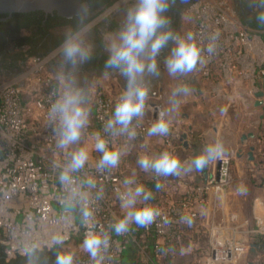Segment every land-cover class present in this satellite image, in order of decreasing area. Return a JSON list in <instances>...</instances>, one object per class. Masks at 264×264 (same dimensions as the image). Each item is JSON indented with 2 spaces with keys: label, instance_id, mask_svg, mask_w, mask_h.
<instances>
[{
  "label": "built area",
  "instance_id": "1",
  "mask_svg": "<svg viewBox=\"0 0 264 264\" xmlns=\"http://www.w3.org/2000/svg\"><path fill=\"white\" fill-rule=\"evenodd\" d=\"M185 10L191 25L189 32L194 33L202 48L206 49L212 33H219L215 54L209 56L206 50L202 52L201 62L196 68L203 81L212 85L218 97L228 98L227 93L236 91L263 100L256 94L262 91L258 82L264 78V33L245 26L229 0H196ZM30 58L33 66L26 79L38 92L35 99L38 114L32 126L23 116L20 81L0 82V243L7 259L24 256L22 249L30 245L40 250L60 246L64 247L63 251L73 254L74 264H92L82 247L88 232L108 233L109 247L103 253L104 264H116L131 240L138 236H154L157 255L164 251L174 252L183 245V235L191 237L192 231H198L196 205L204 201L211 191L220 194L237 183L232 171V157L226 154L215 161V171L204 182L188 181L183 171L180 176H172L178 185L185 187L181 195L167 200V195L161 194L163 201L159 196L157 201L147 202L160 213L151 225L139 227L132 224L129 232L115 234L109 225L125 214L121 198L135 186L126 185L125 180H135L146 190L148 188L147 191L156 183L159 192L165 182L162 181L165 176L154 173L147 183L132 176L127 150L148 136L147 129L158 118L169 122V134L162 137L167 152L180 159L183 145L162 108L145 119H134L135 137H129L127 133L112 135L106 132L105 124L117 99L99 94L95 100L98 132L108 140L109 147L119 148L122 156L116 168L99 169L98 161L88 160L83 169L72 173L73 187L86 194L87 206L93 213L91 221L86 224L80 197L70 200L69 188L59 180L62 166L73 150L72 146L66 149L57 147L55 125L49 119V108L60 96V91L55 80L48 75L46 58ZM31 133L37 136L36 140L31 139ZM257 164L254 163L255 166ZM245 190V182L239 181L238 191L244 194ZM181 217H188L190 222ZM228 220L229 224L210 227L206 235L207 245L198 252L195 264H236L238 255L252 251V244L256 243L259 235H264V212L257 208L253 211L254 242L235 233L236 214ZM54 236L63 242L53 243Z\"/></svg>",
  "mask_w": 264,
  "mask_h": 264
},
{
  "label": "clouds",
  "instance_id": "2",
  "mask_svg": "<svg viewBox=\"0 0 264 264\" xmlns=\"http://www.w3.org/2000/svg\"><path fill=\"white\" fill-rule=\"evenodd\" d=\"M90 3L91 0H79L75 13L79 23L65 34L56 53L59 59L57 75L63 84V91L51 104L49 119L55 125L57 147L61 149L71 148L72 145L77 144L82 132L89 124L87 92L79 84L78 70L94 55V45L88 38L93 25L85 22L90 16ZM171 3L172 0H136L126 9V16L115 39L105 45L108 54L104 63L105 74L115 71L126 81L124 90L115 102L112 115L105 124V131L112 135L127 133L129 137H135L133 121L140 120L144 116L150 95L146 77L160 75L158 58L162 50L169 48L170 41L173 46L163 63L168 75L174 78L192 73L201 62L202 52L205 50L209 56L216 52L218 32L212 33L204 49L196 41L194 33L188 32L181 36L171 30L170 19L167 16ZM250 7L260 9L256 18L264 22V0H256L250 4ZM192 91L193 89L187 84L177 85L170 94L171 110H176L181 103V99L177 97L188 96ZM169 130V122L164 118H158L147 129V135L163 137L169 134ZM93 147L102 153L97 164L99 169L119 166L122 152L115 146L109 147L108 140L100 133L95 134ZM224 153L223 143L215 140L206 144L203 151L191 159L187 168L178 157L167 151L155 157L142 155L138 158L137 164L144 172H151L156 176H180L183 171H203ZM88 159L87 147L81 146L71 150L69 159L62 166L59 175L60 182L69 188V199L79 196L83 202L82 217L86 224L91 221L93 213L87 206L86 194L80 193L78 188L73 187L72 173L83 169ZM125 184L135 186L130 187L121 198L122 207L126 210L125 214L109 225L117 235L129 232L132 224L148 227L160 214L156 208L147 203L153 197L143 185L137 184L132 179H126ZM138 203L142 206H137ZM181 219L190 222L188 217H181ZM52 241L55 244L63 242L56 236L52 238ZM82 247L89 254L92 264H104L103 253L109 247V235L107 232H88ZM39 251L40 249L35 245H30L22 249V254L29 264H36ZM54 264H74V256L69 251H61L56 254Z\"/></svg>",
  "mask_w": 264,
  "mask_h": 264
},
{
  "label": "crops",
  "instance_id": "3",
  "mask_svg": "<svg viewBox=\"0 0 264 264\" xmlns=\"http://www.w3.org/2000/svg\"><path fill=\"white\" fill-rule=\"evenodd\" d=\"M135 2L136 1L133 0H118L112 7L104 11V13L100 17L91 22L93 27L92 31L89 33L88 38L89 41L94 45V54L96 50L102 51L99 54V61L101 60L100 57L108 55L105 50V45L115 39L116 34L122 26L123 20L126 16V9L128 7H131ZM185 9L181 10L179 18L176 22L170 19V28L173 32L175 31V28L177 27L178 22L181 19V28L177 32L179 33L178 35L181 36L186 35L190 31V20L185 12ZM96 26H99L97 27L99 29H96ZM94 31L103 35L104 46H102V49L99 43H95L96 34ZM99 34H97V38L99 37ZM171 46H173L172 42ZM58 48L55 49L48 57H46V61L48 75L55 80L61 95L63 91V84L59 80L57 75L59 70V59L58 55H56ZM170 48L171 47L169 46V48L162 50L161 58H165ZM161 58L159 57L158 60H160ZM32 66L33 61L32 58H30L26 63V70L24 69L15 75H4L0 78V82L13 81L15 79L20 81L19 83L23 88V116L30 126L34 124L38 114L35 107V99L38 92L32 85L30 86L26 79V76L29 73L28 71ZM162 69L163 65H160L159 76L146 77V80L149 82L150 95L142 119L151 116L159 108L167 110V106L164 101L165 98L160 94V78L162 77ZM194 71L195 77H193L192 83H194V86L196 85L195 87L197 88V90L195 91H197L199 95V99H196V114L193 115L191 113L188 114L182 112L181 120L178 119L173 121L169 118L170 123L173 125L174 132L177 136H179L180 142L183 145L180 159L183 162L185 168L188 167L191 159L196 156V153L192 150L193 139L196 138L202 141L203 151L205 145L208 143H211L215 140H219L222 143L224 142V129L227 126V124L225 123L215 121V119L217 120L219 117H217L214 112V104L210 102L212 101V99H215V97L212 98L209 96L211 95L210 88L212 87V85L203 81L196 69ZM78 79L80 86L85 88L87 92V106L90 111V116L89 124L82 132L80 141L77 144L72 145V148L74 150L81 146L87 147L89 151L88 160L99 161L102 153L96 151L93 147L95 134L99 133L98 123L95 118L96 97L99 94H104L117 99L121 92L124 90L126 81L118 72L115 71H110L106 75L105 69L94 67V65H91L90 61L79 68ZM258 87L264 91V78L258 82ZM243 91H247V88L243 89ZM231 95L234 96L237 105H242L244 107L249 105L256 110L263 106L256 105V102L259 101V99L255 96L244 95L241 92L239 94L236 91L234 93H231ZM205 97L208 98L206 102L203 101ZM226 114L227 109L225 108V110L221 112L220 115L225 116ZM215 115L217 118H215ZM201 118H203L202 120L206 119V124L201 122ZM185 124L188 125V128H185L184 130L181 129ZM183 133L188 134L186 141L188 142L189 146H185L184 142L181 140ZM31 139L36 140L37 136L31 133ZM241 148L243 147H240V150H242ZM165 151H167V149L164 145L163 138L160 136H147L145 139H143L142 142H137L129 150H127L128 168L130 169V174L134 177L142 179L147 183V179H151V177H153V173L144 172L143 170H141L139 165L137 164L138 158L142 155L155 157ZM228 152L229 150L225 149L224 154L230 155L232 157L233 173L237 175L239 179H244L246 183L249 184L252 190L257 191L256 193L263 194L264 186L262 185V181L264 178V157L260 158L256 151H253L254 159L249 158V151L247 152V154L242 153L241 155H239V157H236L232 153L230 154ZM187 156L188 158H186ZM254 163H258L257 166H255ZM214 171L215 161L207 166L203 171L192 170L184 171V173L188 181L192 183H201L212 176ZM171 178L172 176L165 177V182L161 188V192H159V189L158 191L154 190L155 192L150 191L151 189H149L152 197L158 198L159 196H161L162 192H165V194L167 195V200L172 197L174 198L178 194L181 195L185 187L183 189L182 185L177 184V181L175 180L176 178ZM243 196L244 194H241L238 191L237 186L235 185L220 194L211 191L204 201L196 205V211L198 213L197 223L200 227H198V232H203L205 235H207L211 226L216 224H229V217L233 214H236L238 217V222L235 226V233L237 234V236H241L243 239L254 242L253 238L255 234L253 231L254 223L252 209L247 207L246 203H240L237 208H235L233 204V200H239V198L241 197L244 198ZM159 198L160 201H163L164 199L162 196ZM242 198L241 200L243 201ZM257 201L258 200L256 199L254 202L255 208L259 206L257 204ZM260 205L263 206V204L261 203ZM137 206L142 205L138 203ZM256 240H259V246L255 247L254 251L240 253L236 258V264H262L260 255L264 250V235H259ZM155 243L156 238L152 235L138 236L136 239H132L128 246V249L116 264H195L198 258V250L203 247V245L200 246V240L192 239L187 244H183L179 248H176L174 252L164 251L162 254L157 255L154 251Z\"/></svg>",
  "mask_w": 264,
  "mask_h": 264
},
{
  "label": "trees",
  "instance_id": "4",
  "mask_svg": "<svg viewBox=\"0 0 264 264\" xmlns=\"http://www.w3.org/2000/svg\"><path fill=\"white\" fill-rule=\"evenodd\" d=\"M118 0H91L89 4L90 16L86 23H91L100 17L104 11L112 7ZM196 0H172L167 13L169 19L175 22L179 18L181 10L187 8ZM256 0H237L236 10L241 22L252 30L263 31L264 22L257 20V12L260 9L250 7ZM79 23V18L74 14L71 17L54 13L46 14L44 11H31L26 13H14L13 15H0V78L4 75H15L25 69L30 57L38 56L46 58L57 49L65 34ZM99 26H96V29ZM99 31V30H98ZM95 32V31H94ZM95 43L104 46L103 35L95 32ZM97 34L99 37L97 38ZM101 50H96L90 60L94 67L104 68L107 55L100 57ZM164 181V179H162ZM150 191L155 192L150 186ZM158 191V190H157ZM162 195L165 192L161 193ZM152 198L150 201H157ZM200 240L203 250L207 245V236L203 232L192 231V236L183 235L182 244L190 240ZM180 241V242H181ZM179 248V247H177ZM201 248V249H202ZM198 250V252L201 251ZM63 251L60 246L52 249L40 250L36 256V264H54L57 253ZM0 264H29L25 256L7 259L4 248L0 243Z\"/></svg>",
  "mask_w": 264,
  "mask_h": 264
},
{
  "label": "rangeland",
  "instance_id": "5",
  "mask_svg": "<svg viewBox=\"0 0 264 264\" xmlns=\"http://www.w3.org/2000/svg\"><path fill=\"white\" fill-rule=\"evenodd\" d=\"M136 1V0H133ZM235 7L237 4V0H229ZM182 17V16H181ZM181 19L178 22L177 27L175 28L174 33H177L181 28ZM191 27V25H189ZM264 32V30L262 31ZM162 54V53H161ZM161 58V56H160ZM164 58H161L159 60V64L163 65V69L161 71L162 77L160 78V87L161 91L160 94L164 96L165 103L167 106V115L171 120H181V114L188 113V114H196V99H199V95L197 93V88L194 86V83H192L193 77H195L193 71L192 73L185 74L183 76H177V77H170L167 73V70L164 66ZM179 84H187L193 91L190 95L185 97H177L178 99H181V103L179 107L176 110H171V105L169 103L170 94L172 90ZM200 86V85H199ZM211 95L210 97L215 99H212V102L214 104V112L219 117L216 122H222L227 124L226 128L224 129V142L223 145L226 150H229L228 153H232L234 156L239 157V155L247 154V152L250 150L251 147L254 148V151L257 152L260 158L264 157V105L261 106L259 109H254L253 107L247 105H237L235 100L231 102L229 100V97L231 96V93H227L229 97H218L215 93H213V88H210ZM234 99V98H233ZM208 98H204V102H206ZM251 107V108H250ZM227 109V114L225 116H221L220 113ZM215 115V118H217ZM223 117V118H221ZM201 122L206 124V119L202 120ZM215 124V123H214ZM188 128V125L185 124L182 126L181 129ZM218 128V127H217ZM252 134V137H249L248 135ZM247 135L248 139L245 144L241 142L242 136ZM240 147L242 150H240ZM244 149V150H243ZM192 150L196 153V155L200 154L202 152V141L199 139H193L192 141ZM238 153V154H237ZM234 174V173H233ZM236 177L237 183H235V186H239V181L243 180L246 185V190L244 193L243 201L241 198L233 200L234 207L237 208V206L240 205V203H246L247 207L252 209V211H255L254 202L257 199V210L264 212V193H256L257 191H254L250 188L249 184L246 183L244 179H239L237 175L234 174ZM260 192V191H259ZM263 204L262 205H260ZM260 255L262 264H264V250L261 252ZM259 258V259H260Z\"/></svg>",
  "mask_w": 264,
  "mask_h": 264
},
{
  "label": "water",
  "instance_id": "6",
  "mask_svg": "<svg viewBox=\"0 0 264 264\" xmlns=\"http://www.w3.org/2000/svg\"><path fill=\"white\" fill-rule=\"evenodd\" d=\"M78 3L79 0H0V15H13L14 13H26L40 10L44 11L46 14L54 13L56 11L59 15L71 17L76 13ZM256 96L263 97L264 91H260ZM229 100L231 102L234 101L233 97H230ZM256 105H264V100L257 101ZM248 136L252 137L253 135L249 134ZM248 136H242L241 142L243 144L246 143ZM187 137V133H183L181 137L185 146H189L186 141ZM253 151L254 148L251 147L248 152L250 159L254 158ZM153 188L157 189L158 185L155 183ZM257 246H259L257 242L253 243L252 251H254Z\"/></svg>",
  "mask_w": 264,
  "mask_h": 264
},
{
  "label": "flooded vegetation",
  "instance_id": "7",
  "mask_svg": "<svg viewBox=\"0 0 264 264\" xmlns=\"http://www.w3.org/2000/svg\"><path fill=\"white\" fill-rule=\"evenodd\" d=\"M169 46L171 47V41L169 42Z\"/></svg>",
  "mask_w": 264,
  "mask_h": 264
}]
</instances>
